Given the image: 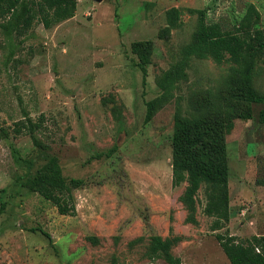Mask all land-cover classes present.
Returning <instances> with one entry per match:
<instances>
[{"label": "rangeland", "instance_id": "1", "mask_svg": "<svg viewBox=\"0 0 264 264\" xmlns=\"http://www.w3.org/2000/svg\"><path fill=\"white\" fill-rule=\"evenodd\" d=\"M252 3L264 29V0H77L73 17L49 29L35 21L25 37L0 48V264H167L152 257V236L173 240L181 264H230L216 234L237 240L264 234V103L236 87L238 66L191 57L173 97L144 124L145 102L161 92L155 79L183 56L198 14L234 29ZM176 8V26L167 13ZM151 40L144 77L133 41ZM252 84L264 95V56ZM116 111L113 112V108ZM232 123L226 135L231 217L212 230L204 186L196 194L197 222L171 184L174 115ZM250 112V118H246ZM42 115L36 135L13 132L14 122ZM24 161L16 164L11 148ZM75 190L76 211L56 207L26 182L50 156Z\"/></svg>", "mask_w": 264, "mask_h": 264}, {"label": "trees", "instance_id": "2", "mask_svg": "<svg viewBox=\"0 0 264 264\" xmlns=\"http://www.w3.org/2000/svg\"><path fill=\"white\" fill-rule=\"evenodd\" d=\"M77 0H0V48L4 40L25 37L35 21L49 29L55 24L74 16ZM198 14L194 39L183 48V56L167 70L156 77V85L161 92L158 96L145 102L146 114L144 124L148 123L157 110L167 104L173 97L172 90L179 80L186 78L185 68L191 57L212 58L216 63L230 61L238 66L236 87L253 103H264V95L259 94L252 84L257 61L264 56V29L260 28V13L250 3L244 15L234 29H223L218 23H208L205 11L194 10ZM176 8L167 13L168 25L159 33L166 36L176 26ZM152 41H133L130 48L136 55V65L146 76V65L149 64ZM113 112L116 111L114 107ZM264 122V111L260 113ZM246 118H250V112ZM42 115L37 120L30 116L14 122L15 134L25 133L32 137L34 145L45 150L44 143L36 135L42 126ZM232 123L217 119L205 121L199 118L174 115V131L171 136V184L186 187L179 199L188 209L186 219L191 223L197 220L195 212L196 194L204 186L206 203L204 213L214 218L212 230H218L231 217L230 195L228 187L229 168L226 135ZM8 131L0 127V138L7 139ZM16 164L24 161L19 149L11 148ZM84 184L82 179H67L62 174L58 158L54 155L36 170L26 186L31 192L50 201L59 214L73 215L76 211L75 190ZM216 239L230 264H264V234L252 235L243 240L229 233L216 234ZM173 240L152 236L150 253L152 257H162L167 264H181V259L171 252Z\"/></svg>", "mask_w": 264, "mask_h": 264}, {"label": "water", "instance_id": "3", "mask_svg": "<svg viewBox=\"0 0 264 264\" xmlns=\"http://www.w3.org/2000/svg\"><path fill=\"white\" fill-rule=\"evenodd\" d=\"M97 1H101V0H97Z\"/></svg>", "mask_w": 264, "mask_h": 264}]
</instances>
